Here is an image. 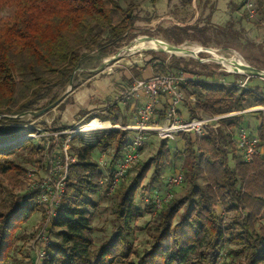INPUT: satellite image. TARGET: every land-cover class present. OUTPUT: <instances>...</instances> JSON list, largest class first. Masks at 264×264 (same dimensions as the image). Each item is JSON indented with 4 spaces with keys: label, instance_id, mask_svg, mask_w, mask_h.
I'll return each mask as SVG.
<instances>
[{
    "label": "trees",
    "instance_id": "1",
    "mask_svg": "<svg viewBox=\"0 0 264 264\" xmlns=\"http://www.w3.org/2000/svg\"><path fill=\"white\" fill-rule=\"evenodd\" d=\"M136 22L132 9H122L118 0H0V117L4 116L0 124L26 125L20 119L6 116L33 111V106L48 98L54 87L68 86L71 74L80 67L83 50L104 52L132 31ZM98 30L108 32V45H102ZM154 73L159 76L168 72L164 66H156ZM259 81L264 83L251 78L248 86ZM192 83L196 103L191 117L197 111L223 115L264 105V94L255 90L240 91L237 87L201 80ZM57 101V97L52 98L44 108ZM68 101L67 95L57 108L64 110ZM104 120L116 125L110 115ZM17 132L15 128L0 126V144L13 140ZM257 135L264 147V121ZM220 137L219 132L204 137L197 150L191 140L184 139V179L190 187L189 196L196 198L194 207L182 214L178 222L175 218L186 205L187 197L161 207L154 244L132 264H217L225 231L228 242L241 247L236 253L242 257L239 264H264V225L256 227L259 220H264V155L250 162L241 161L230 169L225 144L231 142L226 143L222 137L220 143ZM126 139V132L117 131L97 139L94 146L85 145L80 134L70 139L72 161L68 165L63 197H70L71 202L58 208L50 230L55 231L60 243L48 246L44 264H115L117 259L131 254L128 225L141 217L134 204L135 194L153 160L142 166L133 184L121 194L115 211L117 231L95 253L90 214L85 209L94 207L89 197L101 186L103 177L99 166L91 161L93 153H106L113 148L108 164L112 167L128 150ZM30 145L28 140L14 146L0 145V173H17L19 167L8 158ZM163 147L166 148L165 143ZM198 152L209 158L205 188L194 183L196 168L200 166ZM156 170L157 167L152 176ZM32 198L31 194L28 200ZM218 205L225 213L234 214L225 230ZM33 211L34 208L18 202L7 212H0V264L11 263L17 233Z\"/></svg>",
    "mask_w": 264,
    "mask_h": 264
},
{
    "label": "rangeland",
    "instance_id": "2",
    "mask_svg": "<svg viewBox=\"0 0 264 264\" xmlns=\"http://www.w3.org/2000/svg\"><path fill=\"white\" fill-rule=\"evenodd\" d=\"M118 2L122 9H132L133 16L137 19L134 29L119 39L116 45L108 46L102 53L96 49L83 50L79 70L71 74L73 80L71 87L69 85L54 87L48 98L33 106L32 112L42 110L52 98L61 99L66 94L73 95L74 98L68 101L66 109L61 110L57 106L39 118H34L31 114L20 117L21 121L27 123L26 125L0 124V126L18 130L16 137L3 144V147L22 144L27 140L31 143L29 147L20 148L14 156L8 158L19 167L17 173L7 175L0 173V212H7L12 204L18 202L31 209L34 208L17 233L18 241L10 264H34L35 261L32 245L45 213L34 186L42 182L50 168H58L54 172L58 179L62 173L60 168L65 163L69 165L72 161L69 156L70 139L76 134L82 136L85 145L92 146L97 139L106 136L109 132H125L120 128L132 126L140 108L136 93L131 94L136 81L155 77L156 66H164L168 73L192 80L182 87L185 95L184 105L192 113L196 103V98L192 94L194 92L192 82L197 80L219 82L228 74L226 60L236 61V57L240 56L245 64L264 70V0H118ZM99 33L103 40L102 45H108V32L99 31ZM146 38L179 47L177 52L181 54L188 52L191 48L197 50L201 47L210 53H200L198 58L177 56L169 54L163 46H148L147 49L134 52L132 48L138 43L143 42V47L148 44ZM158 49L166 52L154 51ZM242 80L241 77L235 81ZM254 85H250L249 88L264 94V83L257 82ZM73 88H75L74 91ZM69 90L70 92L67 93ZM159 105L160 103L157 105L155 116L163 120V111ZM262 108L264 105L230 113L232 116L222 120L218 129L209 130L204 136H216L219 132L220 143L222 137L226 138V143L231 142L229 145L225 144L230 169L243 161L236 147L239 131L243 129L257 134L258 127L264 121ZM84 114L88 116L77 123V116ZM109 115L118 123V126L111 122L110 125L114 127L111 129L85 133L78 131V129L90 128L89 123L92 121L106 125L103 121L105 116ZM206 116L221 115L197 111L190 120ZM126 133L128 143L133 133ZM204 137L181 134L175 137V141H163L156 135L145 137V145L139 151L138 161L120 182L115 193L108 197L106 185H102L94 195L89 197L94 207L85 209L90 214L94 253L114 237L119 225L115 211L120 202V196L133 184L142 166L152 160L150 169L145 179L139 182L135 194L134 204L141 212V217L128 225L127 241L131 246V254L125 259H117L115 264L136 263L144 252L152 247L156 236L158 213L166 205L172 201L188 198L186 205L176 216L175 222L179 221L182 214L194 207L193 202L196 198L189 196L190 187L184 179L186 160L183 154L184 139L191 140L197 150ZM67 141L69 143L66 162L62 147ZM164 143L167 149L163 147ZM112 153L113 148H109L106 153L95 151L91 161L99 166L100 172L105 173ZM198 156L201 157L198 159L200 166L196 168L194 183L196 186L205 188L208 186L209 169L206 165L209 158L200 152ZM101 162H104V166ZM155 167H157L156 175L152 176ZM178 174L182 175V183L175 187L169 186L168 179ZM167 193L170 199L164 201L160 208H156L154 199L164 198ZM31 194L33 198L28 200ZM70 202V197H63L59 208L69 205ZM217 209L225 230L234 214L225 213L220 205ZM258 225H264V220L257 222V229ZM55 234V231L49 230L47 235L49 245L60 243ZM224 235V242L217 256V264H239L242 257L236 253L241 247L228 242L227 231Z\"/></svg>",
    "mask_w": 264,
    "mask_h": 264
},
{
    "label": "built area",
    "instance_id": "3",
    "mask_svg": "<svg viewBox=\"0 0 264 264\" xmlns=\"http://www.w3.org/2000/svg\"><path fill=\"white\" fill-rule=\"evenodd\" d=\"M227 73L231 74L229 72ZM231 75H239L243 80L239 82L222 79L219 82H206L220 84L227 87L242 88L243 90H251L248 86V82L251 78H256L243 74ZM257 79L264 82V79L262 78ZM191 81L192 80H189L184 76L173 73L151 77L145 81H136L135 86L131 90V94L144 90L148 95V101L138 110V120L134 126L120 128L125 132L133 133L132 139L128 142V150L123 155V158L112 167L108 166L105 173L101 172L103 177L100 180V185H106V193L108 197L115 193L120 182L138 161L140 157L139 151L145 145L146 136L156 135L163 141H174L175 137L181 134H192L201 138L206 136L209 130L218 129L222 120L228 119L232 116V114L229 113L227 115L206 116L183 121L178 115V106L185 102V95L182 91V87L186 85L187 82ZM161 98L167 99L168 107L163 122H158L155 120V112ZM261 110H264V108ZM68 143L69 141H67L62 147L63 156L66 162L68 159ZM236 147L244 162H250L253 158L264 155V147H262L258 135L252 134L243 129L239 131L237 136ZM101 164L104 166V162H101ZM56 169L58 168H50L42 182L34 186V190L38 194L39 202L42 204L45 213L43 221L40 224L38 235L34 239L32 245L33 251L35 252L34 264H44L48 246L50 244L47 235L53 221L57 218L58 208L65 192L64 188L68 165L65 163V165L60 168L62 173L58 179H56V174L54 173ZM181 183V174L169 178L167 182L171 187L179 186ZM168 199H170L168 193L164 198H155V207L160 208L163 202Z\"/></svg>",
    "mask_w": 264,
    "mask_h": 264
},
{
    "label": "bare ground",
    "instance_id": "4",
    "mask_svg": "<svg viewBox=\"0 0 264 264\" xmlns=\"http://www.w3.org/2000/svg\"><path fill=\"white\" fill-rule=\"evenodd\" d=\"M148 41V44L143 47L144 43L143 42H140L136 45V47L132 48V50L134 52L136 51H140V50H144V49H147L149 48L148 46H163V48L169 52V54H175L177 56H192V57H196L197 55H199L200 53H210L209 51L203 49L202 47L201 48H198L197 50H192L189 49L188 52H182L184 54H181V52H177V51H170V47L168 44H166L165 42H162V41H159V40H156V39H152V40H147ZM187 50V49H186ZM211 54L213 55V52H211ZM236 62H237V65L239 66H243L245 63L244 61L242 60V58L240 56H237L236 57ZM224 63V62H223ZM225 66L233 71V72H238V73H241V71L239 70V68L235 67V66H231L228 64V62L225 63ZM90 124V128L87 127V128H83V129H78L79 132H82V133H85V132H88V131H93V130H106V129H111V128H114L112 127L110 124H106V125H102L101 123H97L96 121H92ZM0 145H3V144H0Z\"/></svg>",
    "mask_w": 264,
    "mask_h": 264
},
{
    "label": "water",
    "instance_id": "5",
    "mask_svg": "<svg viewBox=\"0 0 264 264\" xmlns=\"http://www.w3.org/2000/svg\"><path fill=\"white\" fill-rule=\"evenodd\" d=\"M146 39L147 40H152L151 38H146ZM169 47H170V51H173V52L179 50V47H174V46H169ZM149 50H153V49H149ZM154 51L166 52V51H164L162 49H158V50H154ZM173 55H175V54H173ZM195 58H198V55ZM226 61L228 62L229 65L235 66V67L239 68V70L241 71V73L233 72V71H231V70H229L227 68L226 71L229 72V73H231V74H243V75H247V76H251V77H256V78H262V79H264V70L256 69V68L251 67V66H249L247 64H244L243 66H239V65H237V62L236 61H228V60H226ZM78 70H79V68H77L75 71H78ZM72 82H73V80L70 79V82H69V86L70 87L72 85ZM69 92H70V90L67 93H69ZM65 96H67V94L64 95L61 99H58V101L55 102L54 104H52V105H50V106H48L46 108H43L42 110H40L38 112L28 111V112H25V113H23L21 115H17V116H6V117L9 118V119H20V117H23L25 115H28V114L30 115L31 114L32 117L39 118V117L47 114L52 109L56 108L64 100ZM1 117L3 118L4 116H1Z\"/></svg>",
    "mask_w": 264,
    "mask_h": 264
},
{
    "label": "crops",
    "instance_id": "6",
    "mask_svg": "<svg viewBox=\"0 0 264 264\" xmlns=\"http://www.w3.org/2000/svg\"><path fill=\"white\" fill-rule=\"evenodd\" d=\"M240 78H241V76H239V75H231V74H227V75L224 76L223 79H225V80H227V81H235V80L240 79ZM242 79H243V78H242ZM205 81H206V80H205ZM136 96H137L138 99H139V105H140V107H141L145 102L148 101V95H147V93H146L144 90H141V91H139L138 93H136ZM68 97H69V102L71 101V98H72V97L74 98L73 95L68 96ZM159 103H160L161 108H162L161 110L163 111L162 114L165 115V112H166L167 107H168V101H167L166 98H161L160 101H159ZM115 105H116V104H115ZM160 105H159V106H160ZM65 109H66V107H65ZM139 109H140V108H139ZM157 109H158V107L156 108V110H157ZM80 110H84V108H80ZM178 115H179V117H180L183 121L190 120L191 113L189 112V109L186 108V106L184 105V103H181V104L178 106ZM86 116H88V114H86ZM86 116H85V117H83V116H77V118H78L77 123L82 122L83 119L86 118ZM191 119H192V118H191ZM137 120H138V113H137V117H136L134 123H132L131 125L134 126V125L137 123ZM155 120L158 121V122H163L164 117H163V120H161V119H159V118H157V117L155 116ZM72 122H73V121H72ZM103 122H108L109 124H112L111 121H103ZM63 123H64V122H63ZM101 123H102V122H101ZM117 124H118V123L116 122V126H118ZM132 137H133V136H132ZM132 137H131V139H132ZM131 139H130V140H131ZM130 140H129V141H130ZM129 141H128V142H129ZM174 141H175V140H174ZM94 145H95V143H94ZM94 145H92V146H94Z\"/></svg>",
    "mask_w": 264,
    "mask_h": 264
}]
</instances>
